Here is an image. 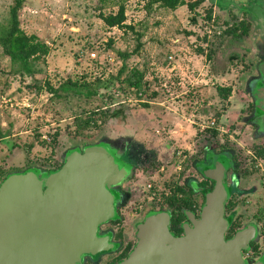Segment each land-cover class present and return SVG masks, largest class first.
Instances as JSON below:
<instances>
[{
	"label": "rangeland",
	"instance_id": "1",
	"mask_svg": "<svg viewBox=\"0 0 264 264\" xmlns=\"http://www.w3.org/2000/svg\"><path fill=\"white\" fill-rule=\"evenodd\" d=\"M10 1L0 0V25L6 23ZM117 2L124 4L125 23L132 29L108 28L97 18L98 11H114ZM143 3L23 0L20 27L37 35L49 51L43 62H29L32 75L20 76L14 73L18 64L0 50V184L26 170L41 177L71 151L97 148L126 165L130 182L141 179L154 187L177 174L183 184L194 182L197 213L204 169L227 164L223 155L209 153L223 146L234 158L227 179L234 175L239 188L225 212L239 228L252 230L256 252L246 248L242 257L263 259L264 153L257 157L252 150L264 151V0H203L193 11L182 5L153 7L149 13ZM241 24L245 32L237 34ZM228 28H235L234 34ZM137 43V51L122 61L116 52L129 53ZM88 50L101 55L102 62L95 61L99 66L86 59ZM107 53L111 61L103 58ZM121 63L117 80L106 87L96 82L115 75ZM132 69L142 73L145 91L139 96L119 82ZM66 80L78 86L60 91L59 97L45 89V82L55 88ZM118 107L123 114L117 117L101 113ZM88 113L96 116L95 126L80 124ZM241 156L244 160L237 161ZM243 165L241 176L236 171ZM136 219L125 216L120 222L128 235Z\"/></svg>",
	"mask_w": 264,
	"mask_h": 264
},
{
	"label": "water",
	"instance_id": "2",
	"mask_svg": "<svg viewBox=\"0 0 264 264\" xmlns=\"http://www.w3.org/2000/svg\"><path fill=\"white\" fill-rule=\"evenodd\" d=\"M113 163L101 149L86 148L71 151L41 177L32 170L6 176L0 184V264H80V254L108 249L95 231L112 216L107 185L123 173ZM223 170L222 164L204 169L212 186L181 235L169 232L166 213L150 214L138 225L133 248L115 264H250L241 252L252 230L225 238Z\"/></svg>",
	"mask_w": 264,
	"mask_h": 264
},
{
	"label": "trees",
	"instance_id": "3",
	"mask_svg": "<svg viewBox=\"0 0 264 264\" xmlns=\"http://www.w3.org/2000/svg\"><path fill=\"white\" fill-rule=\"evenodd\" d=\"M202 1L203 0H144L143 10L145 11V13H149L153 7L173 10L177 6L184 5L189 11H193L194 8L198 6ZM22 2L23 0H11L7 7L6 23L0 25V50L5 56H7L10 62L18 64L19 69L15 70L14 73H17L20 76H25V75L29 76L32 75L29 68V62L35 60H40L41 62H43L44 56L49 51V47L37 35L33 33H25L24 30L20 27L18 12L22 6ZM115 6L116 7L114 11H110L107 13H102L101 11H98L96 15L97 18H99L100 21L108 28L117 27L122 29L125 28L132 29L131 25L125 23L124 4L122 2H117ZM207 17H209V15H207ZM239 27L241 33H237V34L244 33L245 28L243 27V25L241 24L239 25ZM234 30L235 28H228L226 32L229 34H234L233 33ZM109 42H111V40H109ZM138 47H139V43H137L129 53L125 51H117L116 53L123 61L125 60L126 57H128L130 53L136 52ZM86 59L89 60V62L92 61L93 65H98L95 62L96 60H92V59L90 60L88 58ZM123 68H124V64L121 63V66L117 69L115 75L109 76L108 79L103 81H100L99 77L96 76L97 78L95 77L96 78L95 80L97 83L100 84L101 87H106L109 82H112L113 80H117L120 77V75L123 72ZM141 76L142 73L140 71L132 69L131 71H128V73L122 79H120L119 82L124 81L129 87H131L134 90V93H137L138 95V93L141 94L140 92L145 91L144 88L141 87V83H142ZM67 85L68 87H66ZM32 86H35L34 83H32ZM76 86H78V83L76 81H71V80H66L60 83L55 88L50 86L48 82H45V89H47V92L54 97H59L60 91H65L67 89L74 88ZM219 90L225 91V94H227L229 91V89H223V88ZM96 92H97V86H95L92 89V91H90L91 94H96ZM142 105L146 106V103H142ZM122 112H123L122 109L118 107L116 109H111L109 111L107 110L102 111L101 113L107 117H117L119 115H122L123 114ZM95 121H96V116L92 117V114L88 113L83 117L80 124H83L85 126H90V125L95 126ZM209 131L211 133H215L214 129H211ZM259 154L262 155V151L259 150ZM201 173H202V169H201ZM204 179H205L204 181L198 182V186L202 187L201 191L203 192V194L206 193V190L208 191L212 186V183L208 182L207 178ZM189 190L190 189L188 188L183 190L182 187H177V188L175 187L171 191V194H169L164 198V203L168 206L171 212L170 226L172 227H176L177 224L180 226L181 221L185 219L184 210H188L189 208L191 209L192 207V203L189 199ZM177 191L179 192L180 195L178 197V205L176 206V210L173 211V206L175 204L174 193ZM203 194H202V199L204 197ZM225 218L228 221V226L225 232V238H228L237 230L239 225L238 222L235 221V219L232 220L231 217H226V216ZM180 230H181L180 227H178L176 233H179ZM248 248L252 249L253 252H256V244L253 243L252 241H250ZM245 250L246 249H244V251Z\"/></svg>",
	"mask_w": 264,
	"mask_h": 264
},
{
	"label": "flooded vegetation",
	"instance_id": "4",
	"mask_svg": "<svg viewBox=\"0 0 264 264\" xmlns=\"http://www.w3.org/2000/svg\"><path fill=\"white\" fill-rule=\"evenodd\" d=\"M259 150L262 151V155L259 154ZM255 152L257 157L263 156V149L257 148L255 150H252ZM116 152V150L114 151ZM210 157L217 156V155H223L224 159L227 161V164L224 166L223 170V182L227 190V196L225 198V206L223 204V214L225 213L226 217H231V213H227L225 211H229L230 208H232L231 195L235 191V189L239 190V188H236L237 182L235 180L234 175L229 176V181L227 179V172L230 168H234V158L232 153L227 151V148L221 146L220 150L215 153H209ZM208 154V156H209ZM251 155L253 158L256 156ZM68 154L65 155V157ZM64 157V158H65ZM64 158L60 165L63 163ZM114 160L113 166H119L121 169L120 177L117 179H113L111 182L107 185V190L111 196L110 205L112 210V216L109 217L107 220L98 223L96 225V235L98 238H105L106 245L108 249L102 250L100 252H97L95 254H89V253H82L79 256L78 262L80 264H96L97 260L100 259V257L107 253H113L110 257V259L105 262L104 259L101 258V261L99 262L101 264H115L125 258L129 251L133 248V246L136 243L137 240V228L138 225L145 219L146 216L156 213V212H164L168 216V230L173 236H179L183 232V225H191V219L197 218L199 214V210L197 213H195V185L194 182L187 180V183L183 184L181 183L178 178L179 175L177 174L172 179H166L165 181L159 182L158 185L151 186V184H145L141 179H136L134 181H128L127 176L128 168L124 163L118 159L116 156L112 157ZM244 160V156L238 157L237 161ZM236 161V163H237ZM58 165V167L60 166ZM58 167L54 168L53 170L57 169ZM120 169L117 171L119 172ZM52 171V170H51ZM239 171V172H238ZM236 171L238 175H241L246 172V169L243 166H240V169ZM50 172V171H49ZM116 172V173H117ZM206 178L203 176L200 181H204ZM208 179V178H207ZM238 180V179H237ZM199 181V182H200ZM208 182L212 181L208 179ZM182 187L183 190L186 188L189 190V199L192 203L191 209L184 210L185 219L181 221L180 226L177 224L176 227L170 226V210L168 206L164 203V198L171 194V191L174 188ZM200 187V186H199ZM207 187V186H206ZM200 193L203 194L202 187L199 188ZM207 192V190H206ZM174 201L175 204L173 206V211L176 210V206L178 205V197L179 192H175ZM201 194V202H203ZM205 194V193H204ZM203 194V195H204ZM127 217H136L137 219L133 221L132 223V232L128 235L126 232V225H122L120 222ZM180 227V232L176 233L177 228ZM241 229V228H237ZM249 245V244H248ZM248 248V246H247ZM244 251V250H242ZM242 253V252H241ZM244 259H247L248 256L243 257ZM250 259V258H249ZM250 264H264V258L258 259L256 261H251Z\"/></svg>",
	"mask_w": 264,
	"mask_h": 264
},
{
	"label": "built area",
	"instance_id": "5",
	"mask_svg": "<svg viewBox=\"0 0 264 264\" xmlns=\"http://www.w3.org/2000/svg\"><path fill=\"white\" fill-rule=\"evenodd\" d=\"M86 55H85V57L86 58H88V59H92V60H98V62L99 63H101L102 61H101V55L99 56L98 55V53H96L95 51H92V50H90V51H87L86 53H85ZM103 56V58L105 59V60H108V61H111L112 60V57L107 53V54H105V55H102ZM168 58H170V56H168ZM174 69V66L172 65V63H171V65H170V70H173ZM138 95H140L139 93H138ZM213 122L211 121L210 123H209V125L211 126V125H213L212 124ZM43 138H45L44 137V135H41V139H43ZM177 154L179 153L178 151L176 152Z\"/></svg>",
	"mask_w": 264,
	"mask_h": 264
},
{
	"label": "crops",
	"instance_id": "6",
	"mask_svg": "<svg viewBox=\"0 0 264 264\" xmlns=\"http://www.w3.org/2000/svg\"><path fill=\"white\" fill-rule=\"evenodd\" d=\"M182 6V5H181ZM173 65V64H172ZM174 66V69L173 70H175V65H173ZM160 104V103H159ZM176 131V130H175Z\"/></svg>",
	"mask_w": 264,
	"mask_h": 264
}]
</instances>
